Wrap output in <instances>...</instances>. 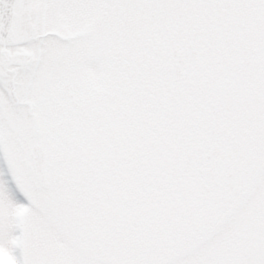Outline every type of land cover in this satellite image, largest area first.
Here are the masks:
<instances>
[{"label":"snow or ice","instance_id":"obj_1","mask_svg":"<svg viewBox=\"0 0 264 264\" xmlns=\"http://www.w3.org/2000/svg\"><path fill=\"white\" fill-rule=\"evenodd\" d=\"M0 264H264V0H0Z\"/></svg>","mask_w":264,"mask_h":264}]
</instances>
